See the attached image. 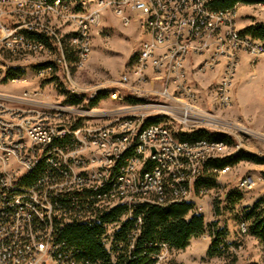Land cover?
I'll return each mask as SVG.
<instances>
[{
	"label": "built area",
	"instance_id": "2783aa9c",
	"mask_svg": "<svg viewBox=\"0 0 264 264\" xmlns=\"http://www.w3.org/2000/svg\"><path fill=\"white\" fill-rule=\"evenodd\" d=\"M27 1L29 5H41L48 12L51 9L61 12L57 20L66 30L80 28L77 45L73 47L75 51H81L78 65L83 62L88 52L86 36H93L94 32L106 33V30L99 26V13L92 9L94 0L80 1L83 2V10L77 11L68 10L67 2L56 1L54 4H49L46 0ZM146 1L97 0L99 4L110 3L126 22L138 18L142 24H150L153 30L152 49H145V43L142 44L143 61L138 65L137 73L144 75V71L148 68L155 70V81L161 83L162 91H160L163 93L161 96L152 94L154 103L128 104L125 109L135 106L168 109L169 104L163 97L170 90L177 98H188L201 105L198 102L199 93L194 89L192 79L183 77L182 69L183 58L188 54L189 48L199 51L202 42L206 39H212L214 43L208 60L200 65L201 68L215 64L227 53L237 50H244L255 56L264 55L263 43L252 37H236L234 34V27H238L236 8L230 12L215 11L210 7L213 0H157V12H147ZM51 20L52 18H46V21H43L40 13L29 10L26 12L24 24L10 27L0 23V42L3 44L0 48V80L3 78L1 72L12 62L10 58L6 59V53L13 58L27 54L28 49L47 50L42 43L25 36V29H42V34L51 39V43L60 53V57L55 62H59V66L66 65V58L61 55L60 48V40L66 39L60 26L52 25ZM22 25L24 28L20 30ZM171 41L179 48L170 49L173 53L167 54L160 51L161 47L157 46L159 43ZM230 57L225 62L227 76H224L217 89L218 94L224 96L227 104L228 96H231L233 76L238 66V63L232 61ZM169 58L171 60H168ZM179 71L182 74H179ZM39 72L42 75L51 70ZM5 73L7 78L8 68ZM19 79L20 77L15 80ZM126 81L129 80H126L124 75L117 86H120L124 92H135L126 88ZM32 93L42 92L34 90ZM139 95L145 96L143 93ZM88 100L94 99H90L89 96ZM40 112L39 119L34 121H20L0 115V170L4 173V183L0 185V264H88L79 259H69L70 251L68 254L64 253L63 244L56 242L54 234L47 232V223L36 222L34 207H42L43 213L47 214L48 218L57 216L60 220L66 215L57 208L54 198L68 197L73 201V205H76L77 213L73 216L84 221L94 220L100 212L109 211L119 205H127L129 208L128 213L124 215V221L128 218L132 219L133 208L136 205L154 202L136 201L137 192L147 191V189H139V182H147V188H154V194L158 196L165 193L162 192L161 180L156 175L157 164L163 163L164 154H172L174 158V163H165V165L173 166L174 180L173 184L169 185V189L177 191L176 201L192 200L185 197L186 182H193L195 185L206 162L201 160V157H192V149L193 147L212 148V145L207 143L193 145L183 141L170 143L166 134V127L169 125L164 122L149 125V130L146 132H138L140 116H125L101 127H88L82 121L80 126L74 128L73 126L82 119H67L69 113L60 112L58 109ZM163 114L168 115L166 112ZM194 118L187 114L182 117L185 121ZM168 120L173 121L169 117ZM177 125L180 129H185L179 122ZM154 127H161V135H154ZM210 128L218 129L212 126ZM193 131L195 129L190 130ZM57 135H64V141L69 138L63 147L55 143ZM100 136L113 138L115 148H106V143H100ZM133 143H140V150L129 153V146H133ZM41 150H48L46 168L47 173L51 175L45 176L41 186L24 189L22 175L30 173L38 162V151ZM127 153L130 155L126 156ZM121 158L127 160L118 167ZM148 158H155V169L153 172L143 173V164L148 163ZM66 167H77V175L66 174ZM230 169L231 167H226L219 171V175ZM53 170L57 173L54 174ZM109 170H120V177L109 178ZM112 181L113 186L110 189L98 192L108 187ZM262 181L263 177L260 174L248 173L238 180L236 186H242V192H248ZM77 194L82 197L89 196L93 204L83 208ZM2 203H9V210H2ZM69 219L70 217H65V223ZM164 249L167 248H163L159 256H162Z\"/></svg>",
	"mask_w": 264,
	"mask_h": 264
},
{
	"label": "rangeland",
	"instance_id": "374dc122",
	"mask_svg": "<svg viewBox=\"0 0 264 264\" xmlns=\"http://www.w3.org/2000/svg\"><path fill=\"white\" fill-rule=\"evenodd\" d=\"M94 1L92 9L99 13V26L105 29L106 33L94 32L91 36L92 50L80 65H76L75 61L68 62L66 65L56 66L54 72L41 75L38 66L55 62L60 57L53 44L50 50H37L13 58L5 54L6 59L12 60L5 70L8 67H15L23 71L25 77L21 80H12L16 86H22L21 91L6 90L1 86L6 73L5 70L1 72L3 77L0 80L1 116L13 117L20 121H34L39 119L41 110L58 109L60 112L70 114L67 115V119L80 118L82 119L80 123L83 121L88 127L106 126L125 116H140L141 122L160 116L161 122L168 124L178 138L182 134H191L192 129L197 131L196 128H199L225 134L234 139L229 148L204 149L207 153L225 158L246 152L264 158V55L255 56L250 52L237 50L227 53L217 63L201 68L200 65L208 60L214 43L212 39H206L199 51L189 48L188 54L183 58L182 69L192 79V85L200 95L198 102L201 105L188 98H177L170 90L163 97L169 104L168 109L142 106L125 109L124 107L131 104L130 92H124L117 86L124 75L130 79L128 85L131 90L145 94L141 96L144 97L142 99L133 97L135 100H148L147 103H154L152 94L161 96L163 93L161 83L155 81V70L148 68L144 71V74H149L147 81L145 75L141 77L137 73L138 67H134L142 44L147 41L153 42L154 35L142 25L140 19L135 18L128 23L110 3L99 4L97 0ZM72 6L76 7V4L72 3ZM29 10L40 13L43 21L52 18V25L57 27L61 25L57 20L61 12L52 9L48 12L39 4L29 5L27 0H0V23L10 27L24 24L26 12ZM236 10L238 28L243 31L264 22V4H240ZM20 28L22 30L24 25ZM69 29L67 31L65 26H60L66 40L72 34ZM2 46L0 42V48ZM157 46L166 54L179 48L173 41L159 43ZM229 56L232 61L238 63L233 76L230 105L217 91L219 83L224 79L225 62ZM181 71L178 73L182 74ZM34 90L42 93L33 94ZM95 91L100 92L99 97L102 96L100 102L94 108H87L86 100ZM72 95L83 97V103L79 106L65 103ZM164 112L168 115L163 114ZM185 114L194 116V120H183ZM168 117L173 121L168 120ZM177 122L185 129H180ZM210 126L218 129H212ZM237 147L240 148V152ZM201 151L202 149H198L191 153L197 154ZM248 173L260 174L263 181L252 190L242 192L236 185L238 180ZM210 188L203 194H197L194 190V196L191 198L195 206L193 213L205 218V234L192 238L190 245L184 250L164 249L162 256L157 257V264H264V244L251 234L245 235L241 226V222H245L247 226L251 225L247 214L258 200L264 198V164L242 161L232 166L226 173L217 175L215 185ZM238 195L242 197L241 200H236ZM124 222L123 216L117 222L103 225L105 233L102 240L112 264L116 263L121 249L124 248L122 242H114L116 233ZM213 225L225 232L226 243L214 249V254L210 255L209 248L212 242L210 233Z\"/></svg>",
	"mask_w": 264,
	"mask_h": 264
},
{
	"label": "trees",
	"instance_id": "16d2710c",
	"mask_svg": "<svg viewBox=\"0 0 264 264\" xmlns=\"http://www.w3.org/2000/svg\"><path fill=\"white\" fill-rule=\"evenodd\" d=\"M49 4H54L56 1L74 3L76 9L82 0H46ZM240 4L253 5L264 4V0H213L210 7L215 11L233 10ZM242 32L250 37L260 41L264 44V22L257 26H251ZM29 39L36 40L42 43L47 50L52 47L51 39L45 34H38L33 32H26ZM74 46L65 43L64 53L67 62L79 63V58ZM58 50V49H57ZM75 51V55H74ZM76 58H75V57ZM56 64L48 63L38 66V70L46 67L56 68ZM22 75V71H10L7 78L15 80ZM102 96H97L94 100H86L87 108L96 107ZM129 102L135 104L137 102H147L148 100H135L129 97ZM84 98L81 96H69L65 103L68 105L79 106L83 103ZM161 119H150L146 122L147 125L158 124ZM80 122L73 127L80 126ZM180 140L191 145L207 140L209 142H224L229 146L234 143V139L221 133L211 132L205 129L195 130L191 134H182ZM69 139V138H68ZM58 141L57 145L62 147L68 141ZM233 142V143H232ZM239 154V153H238ZM237 156L212 159L209 158L204 163L200 176L196 179L194 190L197 194L206 193L215 185L216 177L219 171L226 167H232L242 161H250L256 164H264V158L258 157L251 153L242 152ZM130 155L129 153L126 154ZM127 158H121L118 162V167L126 163ZM148 166V165H147ZM152 167V164L150 165ZM54 174L57 172L52 171ZM52 173V174H53ZM47 173L46 163L42 161L37 169L23 180L22 188H33L41 186L45 180ZM113 186L112 183L108 187H104L98 192H105ZM41 188V187H40ZM170 193V194H169ZM171 192L167 193L166 199L161 202L159 197H153L154 202L139 203L133 208L134 216L132 219H127L120 230L116 233L114 242H122L124 248L121 249L115 264H157V257L161 254L163 248L184 250L190 245V241L194 237H199L205 234L206 223L202 215H197L194 212V204L189 201H173ZM79 202L82 207L88 208L93 202L89 196L78 195ZM86 197V198H85ZM236 200H241L240 195L236 196ZM54 201L66 216L63 219L55 220V234L56 242L63 244V251L67 253L73 251L75 256L82 262H89L91 264H112L110 255L105 249L102 237L105 233L103 228L104 223L117 222L121 217L128 213L127 205H119L113 209L100 212L96 219L84 221L73 214L76 212V205L68 197H57ZM159 201V202H158ZM167 201V202H166ZM80 203L78 205H80ZM86 210V209H85ZM70 217L69 221L65 223V217ZM190 216V218H188ZM141 219V221H139ZM247 219L251 221L248 224V234L256 237L264 244V198H261L253 206L251 211L247 214ZM245 223V222H241ZM246 224V223H245ZM36 225L43 226L36 223ZM247 225V224H246ZM210 237L212 239L209 248L210 255L214 254V249H218L221 244H225V232L218 230L216 225L211 226ZM134 247L132 248V246ZM81 257V258H80Z\"/></svg>",
	"mask_w": 264,
	"mask_h": 264
},
{
	"label": "bare ground",
	"instance_id": "6f19581e",
	"mask_svg": "<svg viewBox=\"0 0 264 264\" xmlns=\"http://www.w3.org/2000/svg\"><path fill=\"white\" fill-rule=\"evenodd\" d=\"M67 9L70 11L83 10V2H80L78 4V9H76V7H73L72 4L69 2V3H67ZM146 9H147V12H157V0H147L146 1ZM220 12H230V10L220 11ZM142 25L145 28H147V30L149 29L150 30L149 32H151L153 34V30H152L150 24H142ZM70 31H72V34L69 35L68 40H60L61 55L64 58H66L65 53H64L65 43H69L70 45L75 47L77 45V38H78V36H80V28H72ZM26 32H30V33L35 32L38 34H42V29H25V36H27ZM234 34H236V37H244V36L250 37V35L248 36V35L244 34L242 32V30L238 27H234ZM91 41H92L91 36H86V48H87L88 52H86L85 57H87L92 50V42ZM152 46H153V42H148V41L145 42V49H152ZM37 50H39V49H28L27 54L28 53L30 54L31 52L37 51ZM76 53H77L78 58H81V51H76ZM142 61H143V50H141L139 56L135 60L134 67H138V65H140ZM52 63L56 64L57 67L59 66V62L53 61ZM67 63L68 62L66 60V64ZM19 69H21V68H19ZM42 70H51V72H54L53 67H46ZM10 71H18V70L15 67L14 68L8 67V73ZM51 72H47V73H51ZM144 75H145L144 76L145 80L148 81L149 80V74H144ZM129 76H130V74H129ZM225 76H227V68H226ZM22 77L24 78L25 75L22 74L20 76V79ZM141 77H142V75H141ZM183 77H189L186 75V72L184 70H183ZM125 79L128 80L127 77H125ZM129 81H130V79H129ZM118 87L121 88L120 86H118ZM126 88H129L131 90V88L128 85V81H126ZM131 91H133V90H131ZM137 92H130V93L133 97H137L140 99L144 98V97H141L142 95H139V93H137ZM98 93H100V92L95 91V92L91 93L90 99H95L98 96ZM74 94H76V93H74ZM221 97L224 100V96H221ZM199 100H200V98L198 95V101ZM231 101H232V96H228V104L229 105L231 104ZM153 119H161V118H160V116H154ZM145 121H146L145 119L142 120V122H141V120H139L138 132H146V130H149V125H147ZM205 121H208V120L205 119ZM166 134H167V136H169L170 143H181V140L178 138L177 134L173 133L172 128H170L169 126L166 127ZM154 135H161V127H154ZM58 141H61V142L64 141V135L55 136V143H57ZM100 143H106V148H115V141L113 138H107V136H100ZM197 143L210 144V145H212V148H214V149L229 148V145L224 143V142H209L207 140H203V141H199ZM198 149H202V148L201 147H193L192 151H195ZM136 150H140V143H133V146H129V153H136ZM205 150H210V149H205ZM239 150L240 149H238V151ZM202 151H204V149H202ZM202 151L198 152L197 154H193L194 153L193 152L192 157H201V160H207V159H209V157H218V156L212 155L211 153H207L205 151L202 152ZM47 157H48V150L38 151V162L36 163L35 166L32 167V169L30 170V173H28V175H22V183L26 177H28L31 173H33L37 169L38 165L42 161H44L46 163V159H48ZM165 163H174V158H172V154H164L163 163H158L157 167H156L157 178L161 180V189H162V192H165V193H162V195L158 196V194H154V188H147V182H139V189H147V191L137 192L136 201H155L152 198L153 197H159V200L161 202H163L166 199L168 192L172 193L171 198L173 197V199H172L173 201L177 200V191L169 189V185H172L173 180H174L173 166H167V165H165ZM151 164H152V167H150ZM154 169H155V158H148V163L143 164V173L153 172ZM66 174L77 175V167H66ZM119 177H120V170H109V178H119ZM2 183H4V173H3V170H0V185H2ZM237 188H238V190L242 191V186H237ZM193 192H194L193 182H186V186H185V197H186V199H191ZM183 201L191 202V200H183ZM2 210H9V203H2ZM34 219L36 220V222H39V223H47V232H49L50 234H55V220L58 219L57 216H49V218H48V215L43 213L42 207H34ZM241 226H242L243 232L247 233L248 232V226L245 223H242ZM69 259H78L72 250L69 252ZM87 263L91 264L89 262H87Z\"/></svg>",
	"mask_w": 264,
	"mask_h": 264
},
{
	"label": "crops",
	"instance_id": "0c3cea01",
	"mask_svg": "<svg viewBox=\"0 0 264 264\" xmlns=\"http://www.w3.org/2000/svg\"><path fill=\"white\" fill-rule=\"evenodd\" d=\"M22 74H23V72H22ZM1 86H2V88L6 89V90H16V91L18 90V91H21L23 89L22 86H16L11 79L6 78V77L4 78V82H3V84ZM129 95H130L131 98H133V96H131V93H129ZM199 98H200V95H199ZM194 210H195V208H194Z\"/></svg>",
	"mask_w": 264,
	"mask_h": 264
}]
</instances>
